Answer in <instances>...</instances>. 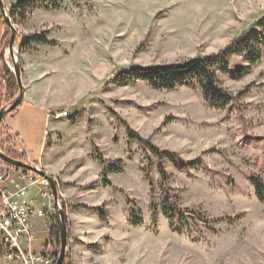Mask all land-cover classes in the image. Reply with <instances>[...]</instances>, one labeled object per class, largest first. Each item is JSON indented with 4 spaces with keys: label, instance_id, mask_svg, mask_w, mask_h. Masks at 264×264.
<instances>
[{
    "label": "rangeland",
    "instance_id": "374dc122",
    "mask_svg": "<svg viewBox=\"0 0 264 264\" xmlns=\"http://www.w3.org/2000/svg\"><path fill=\"white\" fill-rule=\"evenodd\" d=\"M1 1L19 34L17 47L45 32L57 43L42 53L51 59L44 64L55 93L44 96L38 87L34 98L66 101L76 83L72 94L85 96L56 124L26 101L0 126L7 154L22 152L56 184L72 263L264 264V203L252 185H264V0H51L13 16L20 0ZM246 33L262 34L253 43L261 61L250 67L246 54L237 55L216 70L218 85L234 98L226 107L205 100L196 82L164 91L117 81L133 68L217 55ZM0 34L5 82L11 32L4 26ZM9 84L0 82V106L16 98ZM127 129L172 154L162 162L167 181L158 158L128 141ZM108 168L111 187L102 176ZM36 195L33 187L25 200ZM169 212L176 213L173 228ZM34 225L44 230L42 220Z\"/></svg>",
    "mask_w": 264,
    "mask_h": 264
},
{
    "label": "trees",
    "instance_id": "16d2710c",
    "mask_svg": "<svg viewBox=\"0 0 264 264\" xmlns=\"http://www.w3.org/2000/svg\"><path fill=\"white\" fill-rule=\"evenodd\" d=\"M51 0H20L16 1V5L12 6L11 8V16L18 11L20 13H24L25 11L35 8L37 6H45L46 4H50ZM6 26L4 23L3 18L0 17V32L3 29V27ZM255 39H259L260 42L263 41L262 34L252 33L251 34H244L237 38L233 43L228 47L225 51L208 57L204 59H198L194 60L185 64L181 65H173V66H165V67H156V68H133L130 71L123 72L118 74L117 81L119 83L125 84H136L139 81L145 82L149 84L150 86L154 88H158L164 91H172L178 87L187 86V87H194V83H197V86L201 88L204 94V98L207 101H210L211 103L215 105H221L223 107L228 106L229 102H232L234 98L227 94L220 85H218L217 81V72L216 70L224 67L228 64L230 59L237 55H245L246 62L250 65V67L256 66L260 63V53L261 50L264 49V46L260 50V48H257L253 43ZM3 34H0V42L3 43ZM21 48L23 49H30L32 45L38 44V45H44V46H57L56 42L50 41L48 39V34L45 32L44 34H35L31 36H26L22 38L21 42ZM262 44H264L262 42ZM262 46V45H261ZM2 59L0 55V60ZM240 71V70H239ZM6 74L10 76V84H9V92L13 93V96L17 97L19 95V87L17 85L16 79L12 74H10L6 70ZM11 89V90H10ZM22 106V105H20ZM16 111V110H15ZM14 111V112H15ZM71 125H75V120L71 121ZM128 133V141L134 142L138 141L139 143H143L145 146L148 147V151L150 153L158 158L159 161V173L161 174L163 181H167V174L166 170L164 169L162 162L168 158L171 157L172 154H170L167 151H161L155 147L152 146V144L149 141L143 140L140 136L135 134L134 132L127 129ZM9 157H11L14 160L30 163V160L25 156V154H22L21 156H17L14 154H7ZM27 158L28 161H26L23 158ZM22 159V160H21ZM96 161L99 162L102 165H105L103 158L99 157L96 158ZM37 163H35L36 165ZM111 166H109L110 168ZM108 171H103L102 176L104 178V184L106 187H111L110 183L108 182L107 176ZM111 173L114 174H120L119 170H112L110 169ZM252 185L256 189L257 197L260 199L261 202L264 203V185L259 179H253ZM166 217L172 222L171 228H173L174 224L176 223V213L169 212L168 214H165ZM101 220L103 222L106 221V219L101 217ZM133 226H139L140 222L137 220H133L132 222ZM182 232V230H178V232ZM60 224L59 219L57 217V220L55 222V225L52 227V236L55 238V241L58 245V252L60 253ZM183 234V233H181Z\"/></svg>",
    "mask_w": 264,
    "mask_h": 264
},
{
    "label": "built area",
    "instance_id": "2783aa9c",
    "mask_svg": "<svg viewBox=\"0 0 264 264\" xmlns=\"http://www.w3.org/2000/svg\"><path fill=\"white\" fill-rule=\"evenodd\" d=\"M8 54V51H7ZM13 75V67L8 64ZM8 76L4 82L7 84ZM0 93V104L5 101ZM10 104L0 106V110ZM69 110H59L48 113V119L59 121L60 114ZM0 150L7 151L0 143ZM21 152V151H20ZM38 188V195L30 201L25 198L31 188ZM41 199L42 206L37 202ZM58 206L51 189L50 182L37 173L18 169L5 163L0 157V264H58L59 252L55 238L52 236V227L58 217ZM40 219L45 223L44 230L38 233L34 221ZM46 235L47 239H36ZM41 242L40 248H34Z\"/></svg>",
    "mask_w": 264,
    "mask_h": 264
},
{
    "label": "crops",
    "instance_id": "0c3cea01",
    "mask_svg": "<svg viewBox=\"0 0 264 264\" xmlns=\"http://www.w3.org/2000/svg\"><path fill=\"white\" fill-rule=\"evenodd\" d=\"M47 47L48 46L35 44V45H32L30 49H27L24 51L27 53L24 56H22L23 58H22V64H21V77H22V83L24 87L23 103L26 101L28 103L34 102L35 107L38 109V111L42 114H45V116L48 119V113H52L60 109H70L71 110V108L74 106H77L84 99L85 96L83 95L80 97L78 95L72 94V92L76 91V86H77V83H76L74 85L75 89H72L69 87L68 92L71 96V99H65L66 101H62L63 99L59 98L61 102L55 103V104L50 103L49 105H47L44 102V99L34 98V94H32V91H35V89H37L38 87H40L42 91H46L44 93V96L51 97V95L55 93L52 91V89H48L47 87V80L50 75L47 72L46 68L47 67L51 68V66H47V64H44L45 62L51 60L49 58L47 61L44 60L45 57L43 56V54H44L45 49H47ZM49 121H51L52 124L61 122V121H54L53 119H49ZM57 128L58 127L53 128L54 133L56 132ZM36 162L42 164L41 160H37ZM69 245H70V239H68V247H67V251L69 255H67V258L64 261V264H73L71 261V250H70L71 247H69Z\"/></svg>",
    "mask_w": 264,
    "mask_h": 264
},
{
    "label": "water",
    "instance_id": "95a60500",
    "mask_svg": "<svg viewBox=\"0 0 264 264\" xmlns=\"http://www.w3.org/2000/svg\"><path fill=\"white\" fill-rule=\"evenodd\" d=\"M0 10H1L4 23L6 24V26L11 32L10 43H9V48H8V55L11 58L12 65H13V75L19 87V95L15 98V100L11 102L8 107L0 110V126H1L4 123L5 119L7 118V116L13 113L23 103L24 87H23L22 77H21V64L19 61L20 47H17L16 45V41L19 38L18 37L19 34L17 30L14 28L13 24L11 23V19L8 16V10L5 8L1 0H0ZM0 157L5 163H7L8 165L12 167H15L18 169H25L27 171H33L34 173H37L39 176L45 177V179H47L51 184V189L55 196V203L56 205H58L59 193L57 190V186L50 177L46 176L45 172H43L41 168H39L38 166L28 165L24 162L14 160L10 158L7 154L2 152L1 150H0ZM58 219H59L60 231H61V234H60L61 249H60V256H59L58 264H63L65 260L66 249H67L68 228L66 224L64 210L59 206H58Z\"/></svg>",
    "mask_w": 264,
    "mask_h": 264
},
{
    "label": "bare ground",
    "instance_id": "6f19581e",
    "mask_svg": "<svg viewBox=\"0 0 264 264\" xmlns=\"http://www.w3.org/2000/svg\"><path fill=\"white\" fill-rule=\"evenodd\" d=\"M67 116H69V112H66V114H60L59 115V119H61V118H63V117H67ZM60 249H61V247H60ZM60 256V255H59Z\"/></svg>",
    "mask_w": 264,
    "mask_h": 264
}]
</instances>
